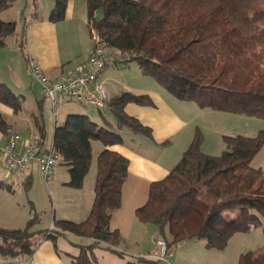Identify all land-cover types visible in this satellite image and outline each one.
Returning <instances> with one entry per match:
<instances>
[{"label": "trees", "instance_id": "trees-1", "mask_svg": "<svg viewBox=\"0 0 264 264\" xmlns=\"http://www.w3.org/2000/svg\"><path fill=\"white\" fill-rule=\"evenodd\" d=\"M14 1L0 0V47L5 38L15 34V22L1 18ZM68 1L53 0L51 22L63 19ZM84 1L95 46L127 58L124 62L135 60L143 75L179 100L264 119V0ZM42 101H37L39 120L35 118L41 146L46 134ZM0 103L13 112L20 107L19 98L1 83ZM129 103L152 105L148 95L124 91L106 105L117 130L108 128L111 124L101 110L106 126L83 114H67L62 124L54 126L52 149L68 167L70 187L83 185L91 164L92 142L103 146L96 158L88 216L82 222L56 220L44 235L68 234L92 240L79 245L80 253L71 257L72 264H98L88 252L99 246L121 255L115 249L119 233L109 230L108 223L112 211L120 206L129 162L110 147L122 142L118 132L122 128L152 139L148 127L125 113ZM0 132L10 134L1 114ZM201 140L197 130L179 161L163 178L150 183L146 202L135 210L140 222L157 226L161 235L168 227L167 247L204 239L207 248L221 249L236 233L256 227L264 232V171L250 165L264 145V131L254 137L224 136L225 151L219 156L203 154ZM24 186L27 190L29 182ZM34 237L28 225L0 229V260L30 257ZM237 264H264V248L241 253Z\"/></svg>", "mask_w": 264, "mask_h": 264}, {"label": "rangeland", "instance_id": "rangeland-1", "mask_svg": "<svg viewBox=\"0 0 264 264\" xmlns=\"http://www.w3.org/2000/svg\"><path fill=\"white\" fill-rule=\"evenodd\" d=\"M48 1L53 2V0ZM80 2L84 4L85 1L80 0ZM33 3L34 0H17L11 4L12 7L9 10L6 9L8 11L5 10L6 12L3 11L1 14L3 21H15L16 27L15 34L5 38L4 46L0 47V83L5 85L20 100L19 109L9 121L11 124L10 134H18V130L27 126V121H24L22 115L25 110L21 109V104L26 109L30 106L35 108L36 103L32 97L35 96L39 99L41 96L38 89L39 86L30 76V66L18 48L19 41L22 38L26 40V37H28L30 27L28 21L31 15L34 14L36 7L33 6ZM31 11L32 14L30 15ZM17 12H19V16L16 20ZM21 12L27 17V22L24 21ZM42 13L43 10H39L36 13L37 15L35 14L36 18L34 17L33 22L41 19ZM49 15L50 10L47 12L48 18ZM61 22H56V46L57 52L63 61V66L83 62L95 45L96 36L90 32L88 27L87 31L82 30L79 33L76 19L72 21L76 25L68 31L62 28L63 23ZM16 32V37H18L17 47L13 44ZM109 69L121 72L123 79L129 85L140 86L149 93L143 94H147L150 97L154 96L153 98L155 99L159 98L163 104L173 110L183 123L180 131L163 140L168 141L162 146V153L153 158L159 162L158 170L160 173L167 169V172H164L161 178L179 161L197 130L200 131L202 137L200 142L201 152L211 156H219L225 151L224 136L241 135L254 137L260 131H264V119L262 118L201 108L193 101L177 99L153 78L143 75L135 60L112 64ZM65 110L64 116L67 114H83L89 116L98 125L106 126L99 110L95 107L84 106L69 99L59 100L54 111V117L50 109L45 108L43 112L46 126L44 148H48L51 138L50 128H52L53 122L59 125V115ZM101 114L111 124L114 123L109 111L102 109ZM121 130L123 131L121 135L125 142L123 147H126L130 144L126 134L130 136L133 133L127 128ZM4 135V133L0 132V143ZM133 136H137L135 138L140 140L139 143L141 145L136 147L138 150L148 151L147 148H154V140L151 141L140 134ZM102 149L103 146L99 142H92L91 164L85 176L82 189H76L68 185L70 179L68 167L62 164L59 159L54 165V181L49 182L45 186L41 177L34 172L31 187L27 191L24 190L22 184V175L8 171L5 165L0 162V229H21L28 225V230L35 233V241L43 240L45 238L44 235L50 233L49 231L54 221L59 220L65 213L68 217H72L71 214L74 211L75 204L80 205V203L82 204L87 200V194H89L96 176V158ZM250 165L264 171V145L253 157ZM57 183L59 188L55 191L53 186ZM147 226L157 228L150 224ZM163 234L165 237L170 238L168 227H165ZM144 237L146 238L141 241L142 245L139 249H145V252L134 257L122 252L120 249L118 250L121 255H118L115 252L105 250L103 247H94L88 253L98 259V264H118L120 262L123 264L127 262H134L135 264H237L241 253L264 248V232L260 227H256L248 233L234 234L221 249L207 248L204 239L188 240L178 245H171L168 247V260L164 261L158 258V249H154L153 246L149 247V237ZM46 239L47 241L44 245L43 241L39 242V246L35 242V248L37 246L38 248L50 246L55 253L54 256L59 259V264H72L71 256L80 253L79 245L89 244L87 239H80L68 234H55V238ZM142 257L146 260H139ZM45 263L46 261L38 256V264ZM53 263L56 264L57 261L53 259Z\"/></svg>", "mask_w": 264, "mask_h": 264}, {"label": "crops", "instance_id": "crops-1", "mask_svg": "<svg viewBox=\"0 0 264 264\" xmlns=\"http://www.w3.org/2000/svg\"><path fill=\"white\" fill-rule=\"evenodd\" d=\"M33 4H34L33 6L34 7L36 6L37 8L35 7L33 15H31L32 11L30 12L31 17L28 21V24L30 25L28 31V37H26V40L25 38H22L18 44V48L21 51L22 55L24 56L27 62L31 60L35 65L39 66L42 72L51 80H58L62 77L76 74L86 64V61L95 45L93 46V48H91L86 59L83 62L72 63L68 66H63V61L57 52V46H56L57 23L51 22L47 17V12L49 10L51 12L53 8V2H50L48 0H42V1L34 0ZM10 7L8 8V10L10 9ZM39 10L40 11L43 10L42 17L36 22H33V20L36 18L35 17L37 15L36 13H38ZM18 14L19 12H17V15L15 17L16 20L19 16ZM22 16L24 21L27 22V17H25L23 13ZM74 19L77 20V28L79 29V33H81L82 30L87 31L86 29L88 26H87L85 2L84 4H82L80 0L68 1L65 15L63 19L60 20L62 21L61 23H63L62 28L67 31L70 30L73 26L76 25V23L72 22ZM16 36H17V32L13 40L14 46L17 47L18 37ZM98 80L105 89L107 95L109 96V99L119 95L124 91H128L137 95H142L143 93L149 94L148 91L142 89L140 86H136L134 84L129 85V83L126 82L125 79H123V75L121 72H118L115 69H109V66L99 72ZM38 89L41 94L40 98L38 99L35 96L32 97L33 101L36 103L35 108L30 106L29 108L26 109L21 104V109L25 110L22 113L23 119L24 121L25 120L27 121V126L18 130V134L21 136L23 141L38 137L36 125H35V118L38 119L39 117V105L37 101L43 100L41 102V106H42V116H43L44 124H45V119L43 114L44 109L46 108L51 110L48 101L44 98V94L41 92L39 87ZM153 97L154 96L150 97L152 101L151 106H141L134 103H129L124 107V111L127 115L137 119L141 125L148 127L150 129L152 139L149 140L155 141L154 148H147L148 151L138 150L136 147L138 145H141V143H139L140 140H138V138H135L137 136H133V135H139V134L134 133L129 129L128 130L131 133H133V135L130 134L129 136V134H126L128 140L130 141L129 142L130 144L128 146L123 147L125 142L124 139L122 138V142L120 144L112 145L110 147L111 149L125 156L128 159L129 163H128L127 175L121 189V203L117 209L112 211L108 223V229L111 231L117 230V232L119 233L120 242L115 247V249L116 250L120 249L122 250V252H126V254H130L131 257H134L137 254L140 253L142 254L143 252H145V249H139V247L142 245L141 241H143L144 238H146L144 236L149 237L148 240L149 247L153 246L154 249H157L155 244L157 239L162 238L166 242L170 240V238L165 237L164 234L161 235L159 233L158 228H150L149 226H147L148 224L140 222L135 216L136 208L142 206L147 200L148 188L150 183L161 179L162 174H164V172H167L166 171L167 169L165 170L163 169L164 170L163 173H160V171L158 170L159 162L155 161L153 158L162 153L161 152L162 151L161 149H163L162 146L164 145L165 142L168 141V140L166 141L163 140L167 139L172 134L177 133L183 127V123L176 116L173 110L170 107H168L166 104H163L159 98L155 99ZM105 110L108 111L107 108H105ZM65 112L66 110L63 111L61 115H59L58 120L60 124H62V122L64 121ZM14 113L15 112H13L11 108L0 103V114L3 116L5 122L9 126V133L11 132V124L9 123V121H11ZM52 116L54 117V113H52ZM109 123L111 124V122ZM55 125L57 124L56 123L54 124L53 122L52 128H50L51 138L48 147L52 145V133ZM111 126L112 129H116L115 121L114 123L111 124ZM45 130H46V126H45ZM118 132L120 133V135L121 133H123L121 129L118 130ZM8 135L10 134H5L4 138H2L0 143V148L6 143L8 139ZM42 143H44V140ZM121 147L123 148L121 149ZM0 162L4 165L3 161L1 160V157H0ZM34 172H36L41 177V175L39 174L38 170L35 167H32L27 174H21L24 190H25L24 184L26 181L29 182L28 189H30L32 178H34ZM52 181H54V178L50 182ZM53 187L54 190L57 191V189L59 188L58 183L54 184ZM82 187L79 189H82ZM93 189H94V183L91 187L89 194H87V200L82 204L80 203V205L75 204L74 211L71 214L72 217H68L65 213L64 215H62V217H60L59 220H68L73 222L84 221L88 216L92 205L93 195H94ZM80 239H85V238H80ZM87 240H89V244L92 242V240L90 239ZM41 241L44 242L43 243L44 245L46 244L47 239L44 238L43 240L36 241L38 243V246H39V242ZM38 246L34 248V252L30 256L32 260L30 264H38V256L40 258H43L44 261H46L45 264H54L53 259L57 261L56 264H59V259H57L54 256L55 253L53 252L50 246L48 247L46 246L45 248H43V246L38 248ZM142 258L145 259L144 257ZM96 260L98 262L97 258ZM118 264H123V263L120 262Z\"/></svg>", "mask_w": 264, "mask_h": 264}, {"label": "built area", "instance_id": "built-area-1", "mask_svg": "<svg viewBox=\"0 0 264 264\" xmlns=\"http://www.w3.org/2000/svg\"><path fill=\"white\" fill-rule=\"evenodd\" d=\"M115 53H111L100 46H95L89 55L86 64L74 75L62 77L58 80L49 79L31 60L30 76L37 83L41 92L49 103L51 112L54 113L59 100L69 99L84 106H92L98 110L106 108L109 102L98 74L104 68L126 61ZM0 157L8 171L27 174L35 167L42 177L45 186L54 178V165L58 160L53 152L52 145L43 148L36 138L22 140L19 134H12L0 148ZM53 229V226L51 227ZM158 249V258L168 260V247L164 239L155 242ZM31 257L10 261H1L0 264H30Z\"/></svg>", "mask_w": 264, "mask_h": 264}]
</instances>
